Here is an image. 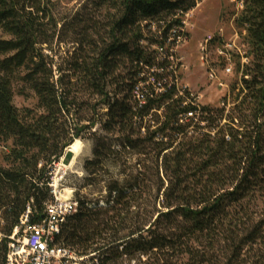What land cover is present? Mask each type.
Listing matches in <instances>:
<instances>
[{
    "label": "trees",
    "instance_id": "16d2710c",
    "mask_svg": "<svg viewBox=\"0 0 264 264\" xmlns=\"http://www.w3.org/2000/svg\"><path fill=\"white\" fill-rule=\"evenodd\" d=\"M239 1L248 62L235 54L229 101L198 109L175 96L166 56L153 48L180 34L198 0H99L108 41L73 57L68 71L105 105L103 130L143 158L135 174L108 182L104 205L77 200L61 224L57 241L87 256L80 264H244L251 251L264 264V0ZM49 4L0 0V264L27 206L28 224L44 218L52 164L82 129L68 121L70 77L44 53L58 34ZM15 83L33 92L34 108L14 106ZM113 152L96 139L85 169Z\"/></svg>",
    "mask_w": 264,
    "mask_h": 264
},
{
    "label": "rangeland",
    "instance_id": "374dc122",
    "mask_svg": "<svg viewBox=\"0 0 264 264\" xmlns=\"http://www.w3.org/2000/svg\"><path fill=\"white\" fill-rule=\"evenodd\" d=\"M49 6L57 22L58 34L50 47L45 48L44 53L47 55L48 62L59 64L62 67L65 81L70 77L69 99L75 97L76 102L70 108L68 121L74 130L82 127L79 136L73 138L71 142L73 143L75 140L81 142L79 156L73 160V153L68 150V146L66 151L69 152V155L66 158L61 157L52 164L49 180L53 181L54 190L61 197L72 195L76 200L97 203L99 206L104 205L108 182L121 181L124 177L135 174L137 162L143 156L129 149H121L117 145L120 139L119 135L116 132L103 130L105 105L100 103L99 97L93 94L85 84H76L68 69L69 62L73 57L78 54L90 56L103 48L109 35L108 13L103 6H99V0H50ZM242 8L243 5H240L239 0H198L196 6L188 11L187 19L193 29L188 34V40L179 48L178 52L187 67L182 75L184 82H187L193 91H200L204 94L200 105L219 107L225 98L227 101L230 100V88L236 78L235 54L242 57L246 51L236 24ZM221 33L222 38L217 43L228 44L231 47V72L228 74L223 72L225 63L214 53V48L210 50L212 53L210 56L212 65L216 68L220 79L227 84V88L224 89L207 81L205 70L198 61L197 50L198 42L205 35ZM78 45L80 49L74 55V50ZM143 46H147L146 41ZM53 71L54 78H56L58 73L55 71V67H53ZM115 74L122 77L125 72L119 68ZM238 76L239 74L237 78ZM19 86H21L20 83L14 84L12 98L14 106L18 109L34 108L36 98L33 92L27 88L19 90ZM114 88V86L108 85L106 90L112 94L111 91ZM228 107L229 105L226 106V108ZM96 139H103L112 144L114 152L108 155V160L102 166L93 167L87 171L84 167L85 161L93 158L92 151ZM3 152H6V149L0 147L1 164H4L2 161ZM145 164L150 165L149 161H146ZM252 210L259 213L261 207H253ZM260 253L262 254V252L251 251L250 258L247 257L248 261L244 264H259L256 256ZM130 264H135V261H131Z\"/></svg>",
    "mask_w": 264,
    "mask_h": 264
},
{
    "label": "built area",
    "instance_id": "2783aa9c",
    "mask_svg": "<svg viewBox=\"0 0 264 264\" xmlns=\"http://www.w3.org/2000/svg\"><path fill=\"white\" fill-rule=\"evenodd\" d=\"M239 2L242 6V1ZM187 17L188 12L183 13L180 34L174 40H164L163 44L154 45L153 48L159 55L166 56L169 85L175 88V96H181L184 99L183 104L190 102L199 109L202 106L200 100L204 94L200 91H193L189 84L184 82L182 75L187 67L178 52L188 40V34L193 29ZM221 38L222 33L205 35L198 42L197 50L198 61L205 70L207 81L224 89L227 88V84L220 79L210 56L212 55L210 50L214 48V53L225 63L223 72L226 74L231 72V47L228 44L217 43ZM247 62V57L242 55L241 63ZM164 89L161 87L157 92H163ZM48 186L52 199L45 204L44 218L39 223L28 224L27 218L30 210L27 206L26 211L20 217L21 233H19V227L16 226L8 236L10 241L7 243L5 264H80L87 257L80 256L73 248L59 245L57 236L60 226L68 216L77 211L78 202L72 195L61 197L57 194L52 180H49Z\"/></svg>",
    "mask_w": 264,
    "mask_h": 264
},
{
    "label": "bare ground",
    "instance_id": "6f19581e",
    "mask_svg": "<svg viewBox=\"0 0 264 264\" xmlns=\"http://www.w3.org/2000/svg\"><path fill=\"white\" fill-rule=\"evenodd\" d=\"M81 142L79 140H75L73 143H71L68 147V150H70L73 153V160L79 156L80 148H81ZM72 164V163H71ZM70 192V191H68Z\"/></svg>",
    "mask_w": 264,
    "mask_h": 264
}]
</instances>
